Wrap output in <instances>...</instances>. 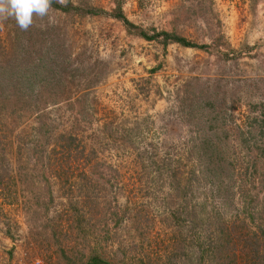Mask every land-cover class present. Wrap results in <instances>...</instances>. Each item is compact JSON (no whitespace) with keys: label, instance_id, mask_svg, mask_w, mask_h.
I'll list each match as a JSON object with an SVG mask.
<instances>
[{"label":"rangeland","instance_id":"374dc122","mask_svg":"<svg viewBox=\"0 0 264 264\" xmlns=\"http://www.w3.org/2000/svg\"><path fill=\"white\" fill-rule=\"evenodd\" d=\"M55 1L0 17V264H264V0Z\"/></svg>","mask_w":264,"mask_h":264},{"label":"clouds","instance_id":"9594fccd","mask_svg":"<svg viewBox=\"0 0 264 264\" xmlns=\"http://www.w3.org/2000/svg\"><path fill=\"white\" fill-rule=\"evenodd\" d=\"M66 4L67 0H58ZM52 0H0V17H11L21 30H28L34 17L49 16Z\"/></svg>","mask_w":264,"mask_h":264},{"label":"trees","instance_id":"16d2710c","mask_svg":"<svg viewBox=\"0 0 264 264\" xmlns=\"http://www.w3.org/2000/svg\"><path fill=\"white\" fill-rule=\"evenodd\" d=\"M52 4L54 6H57L59 8L64 9L61 5L57 4V1L52 0ZM115 17L121 19L126 25H133L131 22H129L124 15L122 14L121 10L119 7H117V11L114 13ZM139 35L146 38V39H153V38H157L159 35L162 37V43L163 44H167L168 41H172V42H176L179 43L183 46H188V47H198V48H203V45H198V44H194L193 42L187 41L184 37L182 36H178L174 33L171 32H167V31H160V32H156L153 33L151 35L146 34L144 31H138ZM75 138L72 137L71 135H68L66 137V141L64 143L61 144V149L64 148H68V146H70L71 144L76 146L74 144ZM209 145L202 147V149H208ZM208 151V150H207ZM209 152V151H208ZM76 153H82V151H76ZM92 153V152H91ZM65 156H68V154H66ZM77 157V156H76ZM67 160H62L61 164H63L64 162H66ZM81 264H109L107 261H105L104 259H101V257L96 254L94 252V254H91L88 258V260H86L84 263Z\"/></svg>","mask_w":264,"mask_h":264}]
</instances>
